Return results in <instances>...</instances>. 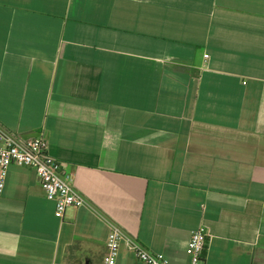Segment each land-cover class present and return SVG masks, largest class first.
<instances>
[{
  "label": "crops",
  "instance_id": "0c3cea01",
  "mask_svg": "<svg viewBox=\"0 0 264 264\" xmlns=\"http://www.w3.org/2000/svg\"><path fill=\"white\" fill-rule=\"evenodd\" d=\"M0 128L87 202L58 219L11 166L0 264H103L110 224L169 264L200 227L201 264H264V0H0Z\"/></svg>",
  "mask_w": 264,
  "mask_h": 264
},
{
  "label": "built area",
  "instance_id": "2783aa9c",
  "mask_svg": "<svg viewBox=\"0 0 264 264\" xmlns=\"http://www.w3.org/2000/svg\"><path fill=\"white\" fill-rule=\"evenodd\" d=\"M0 143V195L5 188L8 169L16 165L34 170L45 198L54 203L56 218L63 219L68 209L87 204L71 184V175L62 170L60 163L49 155L48 144L42 136L18 138L0 128ZM207 241L205 228L200 227L190 232L187 244L188 264L202 263ZM121 250L132 252L142 264H169L161 253L148 250L118 225L110 224L103 264H116Z\"/></svg>",
  "mask_w": 264,
  "mask_h": 264
}]
</instances>
